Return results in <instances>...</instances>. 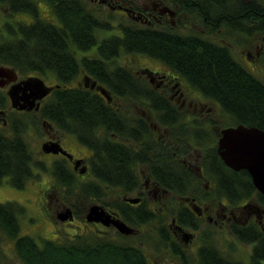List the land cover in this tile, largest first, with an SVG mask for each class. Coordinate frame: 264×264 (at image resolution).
Returning a JSON list of instances; mask_svg holds the SVG:
<instances>
[{"label": "flooded vegetation", "instance_id": "obj_1", "mask_svg": "<svg viewBox=\"0 0 264 264\" xmlns=\"http://www.w3.org/2000/svg\"><path fill=\"white\" fill-rule=\"evenodd\" d=\"M10 2L0 0V51L22 28L34 36L56 27L63 38L60 11L83 6L96 25L94 45L71 49L67 81L48 64L0 61V130L29 129L36 142L31 148L21 133L29 172L21 184L0 179V204L18 235L78 249L113 243L148 264H264V193L222 156L239 139L225 140L228 129L264 133V0ZM146 31L154 53L120 45ZM28 77L52 89L16 109L10 91L33 93L19 84ZM54 88L87 92L90 116L64 107L59 118L44 115ZM15 257L16 240L0 225V264Z\"/></svg>", "mask_w": 264, "mask_h": 264}, {"label": "trees", "instance_id": "obj_2", "mask_svg": "<svg viewBox=\"0 0 264 264\" xmlns=\"http://www.w3.org/2000/svg\"><path fill=\"white\" fill-rule=\"evenodd\" d=\"M2 1L5 5L11 4L10 0ZM88 12L81 6L79 11L70 9L56 13L63 23V38L57 35L58 29L51 26H44L42 33V28L35 29L39 33L34 36L28 34V29L24 28L20 30L22 36L19 38L11 39L9 35L1 43L0 61L28 69L48 64L59 81H67L73 75L75 61L71 49L77 47L85 50L96 41L95 19ZM132 33L139 37L134 38L135 35L132 37L129 34V42L120 44L124 50L154 53L152 34L148 31L142 34ZM142 37L145 39L144 43L141 42ZM99 49L106 52L104 46H99ZM83 62L88 66L87 60ZM88 97L87 92L78 89L54 88L43 114L49 118H59L58 108L64 107L67 116L89 117L88 113L82 111L83 104L89 101ZM22 132L23 129L16 127L8 133L9 136L0 130V179L7 177L15 185H20L22 178L29 174ZM5 209L7 205L4 208L0 204V225L15 238L16 251L23 264H148L140 252L130 247H116L113 243H103L96 250L87 248L89 243H84V249H78L73 244H58L48 240L38 245L28 237L18 235L19 223L15 220L13 221L16 225L9 223L10 220L4 214Z\"/></svg>", "mask_w": 264, "mask_h": 264}, {"label": "water", "instance_id": "obj_3", "mask_svg": "<svg viewBox=\"0 0 264 264\" xmlns=\"http://www.w3.org/2000/svg\"><path fill=\"white\" fill-rule=\"evenodd\" d=\"M4 69L6 67L0 66V70ZM19 84L23 85V90H34L33 93H23L22 96H16L17 91H10L12 107L20 110L32 107L36 99L45 96L52 89L36 77H28ZM19 99L22 100V103ZM229 137L239 139L233 143L234 148L230 152L222 153L226 163L233 168H247L257 189L264 193V133L258 129H245L240 126L236 129H228L225 132V140H228ZM94 210V207L90 210L89 219H91Z\"/></svg>", "mask_w": 264, "mask_h": 264}, {"label": "rangeland", "instance_id": "obj_4", "mask_svg": "<svg viewBox=\"0 0 264 264\" xmlns=\"http://www.w3.org/2000/svg\"><path fill=\"white\" fill-rule=\"evenodd\" d=\"M50 79V82H53V79L52 78H49ZM23 115V114H22ZM21 115V116H22ZM18 116V114L16 113V114H12V115H10V117L11 118H18L17 117ZM23 119H24V116L22 117ZM26 118V117H25ZM26 121H27V118L25 119ZM28 131V132H27ZM26 132L24 131V135H25V138L27 139V141H28V143H29V145L31 146V148H36V142H35V139H33L32 140V135H31V133H30V130L28 129ZM33 206H35V203H33ZM30 211V210H29ZM38 211V208L37 207H32V209H31V211H30V213L31 214H33V215H38L39 216V213L37 212ZM22 227H23V229H22V232H26L27 231V229L28 228H30V226H27V225H22ZM28 227V228H27ZM27 228V229H26ZM45 229H46V232H48V233H50L52 236H54L53 234H56L55 232H54V226L53 225H51V224H47V226H45ZM53 233H52V232ZM60 239V238H59ZM56 241H58V239L56 240ZM19 257H15V262H16V264H17V261H19V259H18ZM9 260L7 259H4V263H7ZM11 261H13V260H11ZM8 263H10V261L8 262Z\"/></svg>", "mask_w": 264, "mask_h": 264}]
</instances>
